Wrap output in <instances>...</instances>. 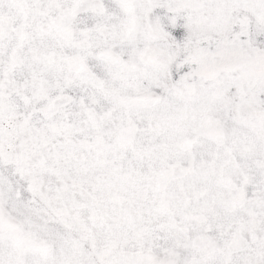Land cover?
<instances>
[{"label":"snow or ice","instance_id":"obj_1","mask_svg":"<svg viewBox=\"0 0 264 264\" xmlns=\"http://www.w3.org/2000/svg\"><path fill=\"white\" fill-rule=\"evenodd\" d=\"M0 264H264V0H0Z\"/></svg>","mask_w":264,"mask_h":264}]
</instances>
